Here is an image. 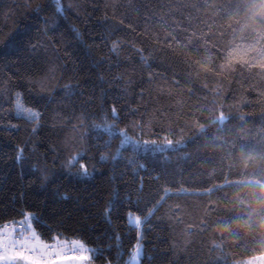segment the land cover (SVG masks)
Returning a JSON list of instances; mask_svg holds the SVG:
<instances>
[{"label":"trees","instance_id":"1","mask_svg":"<svg viewBox=\"0 0 264 264\" xmlns=\"http://www.w3.org/2000/svg\"><path fill=\"white\" fill-rule=\"evenodd\" d=\"M29 213L96 264L264 254V0H0V226Z\"/></svg>","mask_w":264,"mask_h":264},{"label":"snow or ice","instance_id":"2","mask_svg":"<svg viewBox=\"0 0 264 264\" xmlns=\"http://www.w3.org/2000/svg\"><path fill=\"white\" fill-rule=\"evenodd\" d=\"M112 50L114 52L117 51L116 44L113 45ZM18 107H20L19 104ZM27 111L29 117L35 120L36 114L32 113L31 110ZM112 116L114 118L117 117L115 108L112 109ZM98 128L106 133L110 137V139L119 136L121 138L120 147L122 149L128 144H136L137 146H140L141 144L144 146H155L157 144L155 140L142 142L134 141L130 136L127 135L126 130L121 131L111 124L98 126ZM180 147H182V145L180 144H177L174 147L173 140L166 138L165 143L162 146V150L173 148L174 151H179ZM108 158L109 157L106 155H102L100 157L102 161H106L108 160ZM112 159H116V156H113ZM81 167L83 168V165H81ZM80 175L82 177H88L90 173L86 168H83V171L80 173ZM33 219L34 218L31 217L30 214H24V219L0 226V264H34L29 254L34 251L42 252L49 247L48 245L42 244V242L39 240L38 234H36V232L32 228L31 221ZM134 223L139 226L141 224L140 217H135ZM52 247L58 249L59 251L79 252L81 255L80 257H78L76 264H81L82 261L86 260L84 253L94 251L92 249H88L82 243L76 241L62 243L56 237H53ZM59 251H57V255H59ZM141 255L142 245L138 242L136 248L131 254V260L129 264H138Z\"/></svg>","mask_w":264,"mask_h":264},{"label":"rangeland","instance_id":"3","mask_svg":"<svg viewBox=\"0 0 264 264\" xmlns=\"http://www.w3.org/2000/svg\"><path fill=\"white\" fill-rule=\"evenodd\" d=\"M29 214L32 217V214L31 213H29ZM129 216H130L129 217L130 222L135 224L134 223V218L138 217V216L137 215H131V214ZM3 225H5V224H3ZM3 225H1V226H3ZM31 225H32V228L34 229L32 221H31ZM34 231H35V229H34ZM57 239H59L62 243H69L71 241H76V242L82 243L85 247L88 248V246L84 242H82L81 240H78V239H71V240L61 239V238H57ZM39 240L42 242V244L48 245L49 248L46 249V251H44V250L42 252L34 251V252L29 254L31 256V260L32 261H36L34 264H43V263L44 264H55V263L52 262V257L53 256H59V255H60L59 256L60 257L59 261L61 263L59 262L58 264H76L78 257H80V255H81L79 252L59 251L56 248L55 249H51L52 245H53V242H45V241L41 240L40 237H39ZM139 243L142 245V255H143V244H142L141 241H139ZM136 246H137V244H136ZM136 246H135V248H136ZM57 251H59V255H57ZM63 254H67V255L63 256ZM142 255L139 258L138 264H141ZM84 256L86 257V260L82 261L81 264H96L93 261H91V252L84 253ZM47 259H49L51 262L46 261ZM130 260H131V256L128 259V264H129ZM46 262H48V263H46ZM232 264H264V254L256 255V256H252V257H248V258H244V259L234 260V261H232Z\"/></svg>","mask_w":264,"mask_h":264},{"label":"crops","instance_id":"4","mask_svg":"<svg viewBox=\"0 0 264 264\" xmlns=\"http://www.w3.org/2000/svg\"><path fill=\"white\" fill-rule=\"evenodd\" d=\"M48 248H49V247H48ZM48 248H47V249H48ZM51 249H55V248L52 247ZM44 251H46V249H45ZM59 256H60V255H59ZM59 256H56V259H57V260L54 259V260H52V262L55 263V264H58V263L60 262V261H59V260H60V257H59ZM46 261L51 262L49 259H47ZM33 262L35 263L36 261H33ZM62 262H63V261H62ZM46 263H48V262H46ZM60 263H61V262H60ZM43 264H44V263H43Z\"/></svg>","mask_w":264,"mask_h":264},{"label":"built area","instance_id":"5","mask_svg":"<svg viewBox=\"0 0 264 264\" xmlns=\"http://www.w3.org/2000/svg\"><path fill=\"white\" fill-rule=\"evenodd\" d=\"M13 221H9V222H6L5 224H10L12 223ZM67 254H63V256H66Z\"/></svg>","mask_w":264,"mask_h":264},{"label":"water","instance_id":"6","mask_svg":"<svg viewBox=\"0 0 264 264\" xmlns=\"http://www.w3.org/2000/svg\"><path fill=\"white\" fill-rule=\"evenodd\" d=\"M221 119H222V120H224L225 118H224V117H222Z\"/></svg>","mask_w":264,"mask_h":264}]
</instances>
